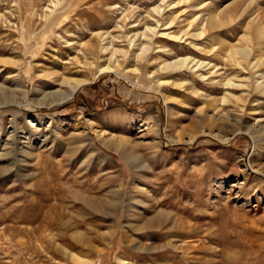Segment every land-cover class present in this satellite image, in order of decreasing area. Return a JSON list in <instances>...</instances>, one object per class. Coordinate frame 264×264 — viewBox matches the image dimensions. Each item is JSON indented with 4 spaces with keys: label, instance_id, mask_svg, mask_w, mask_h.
Returning <instances> with one entry per match:
<instances>
[{
    "label": "rangeland",
    "instance_id": "obj_1",
    "mask_svg": "<svg viewBox=\"0 0 264 264\" xmlns=\"http://www.w3.org/2000/svg\"><path fill=\"white\" fill-rule=\"evenodd\" d=\"M235 1L0 0V264H264V94L226 84L264 0ZM182 57L204 64L163 68Z\"/></svg>",
    "mask_w": 264,
    "mask_h": 264
},
{
    "label": "bare ground",
    "instance_id": "obj_2",
    "mask_svg": "<svg viewBox=\"0 0 264 264\" xmlns=\"http://www.w3.org/2000/svg\"><path fill=\"white\" fill-rule=\"evenodd\" d=\"M242 4H244V3H242ZM242 4L240 6L239 5H237V6H239V8H240L242 6ZM235 8H236V5L234 6V4L232 3L230 6H228V8L223 9L222 11H219V12L216 11V13H213L209 17L206 18V21L204 22V25L207 28H209V29H214L216 27L218 28L219 26H221L222 22L225 19H227V18H232L233 19L232 12L233 11H237V9H235ZM254 25L255 26H253L252 30H254L255 38L258 41L264 40V22L263 21L257 22ZM166 28H169V26L166 27ZM166 28H164V29H166ZM150 31H153V30L150 29ZM184 33H187V34H189L190 36H193V37H196L197 35H201L200 33H195V32L191 33V32H189L188 28L185 29ZM163 35H167V36L169 35L170 36V34L168 32L167 33L163 32ZM146 36L149 37L148 34ZM172 38H174V37H172ZM258 44H259V42H258ZM108 48H109V46H106V48H105V46H102L100 51H99V53H98V56H99V54L101 55V54L106 53V50ZM144 48H146V46L141 48L142 52H140L138 54V57L140 55H142ZM117 52H120V51L117 50V49L114 50L112 52L111 56L108 58L109 62L107 64H105V65H101L100 66L99 71L96 74V77H98L101 74H105V73H117L118 72V70L121 67V62L116 58V54H118ZM255 52H257V50H255L254 47H251V46L239 47L236 44H231V49L229 50V55H230V59H231V62H232L231 65L233 67H237V65L241 66L242 70H244L245 73H250L251 76H244V77L241 78V80L239 82H237L233 78H230L228 80V82L226 83L229 86V88L237 89V88H241L242 87V88L245 89V92H246L245 94H248V95L250 94V91H252V90L255 93H258V94H264V73L260 72V68L262 66H264V45L262 44V45L259 46L260 54L259 53L256 54ZM190 62H192V61H189V57H184V58L182 57V58L170 61V62H166L164 64L163 68H166V69H169V70H171V69L180 70L179 68H184V66H185V68L194 70L195 69L194 66L195 67L197 66V69H198L199 67H202L203 64H204L203 61L200 62V63H199V61L198 62H192V63H195V64L190 67L189 66ZM204 67H205V65H204ZM135 70H137V69H135ZM96 77H95V79H96ZM90 82L91 81L89 79H87V78H81V77L80 78H76V79H74L73 81H71L69 83V89L68 90H65V91H60V90L44 91L41 94V96L38 98V103L41 104V105H47V106H54V105L64 104L69 99H71L81 87L88 85ZM161 82L165 83V81H161ZM7 90L8 89L6 87L0 85V91L1 92L4 93V92H7ZM235 96L236 95L234 94V91L230 92V97H232L236 102L237 101H242L241 98L239 99L238 97H235ZM219 117L220 118H215L214 116L211 117L212 118V122L213 123L216 122L215 126L218 127L219 129H221L222 127L225 126V123H223V122L221 123V121H223L224 119H225L224 121L225 122L228 121V123H231V121H232V119H230L228 117H224V116L223 117L219 116ZM233 125H234L233 128L229 129L228 133L231 136L228 139L233 138L234 136H236L238 134H241V133L251 134V135L254 134V133L253 134L251 133L252 128L249 127V126L241 127V126H239V124L237 122H233ZM229 127H231V126H229ZM258 131L260 132L259 129H258ZM261 132H262V129H261ZM203 133L208 134V135H212L214 137H218L219 139L223 138L217 132H216L217 134H215L213 132L206 133L205 131H203ZM251 137H252V140H255V138H256V137L254 138V136H251ZM180 139H183V138H180ZM180 139H178L177 141H180ZM193 140H195L194 136L190 138V141H193ZM109 233L108 232L105 233V236L107 234L110 235ZM138 242H141V241H138ZM171 246L175 247L174 244H172ZM136 247L138 249H140V250H143V251H150V250H154L155 248H159L160 249L159 246L158 247H152L151 245L143 244V243L136 244ZM96 251H97V253L100 254L102 249L98 248V249H96ZM71 255H72L73 259L78 264H88V263H90V262H88L86 260H83L82 258L81 259L80 258L79 259L76 258L74 256V254H71Z\"/></svg>",
    "mask_w": 264,
    "mask_h": 264
}]
</instances>
